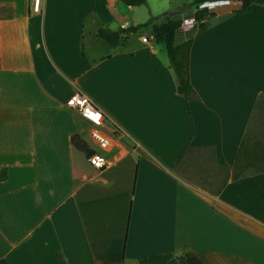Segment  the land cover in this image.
<instances>
[{"label": "crops", "instance_id": "1", "mask_svg": "<svg viewBox=\"0 0 264 264\" xmlns=\"http://www.w3.org/2000/svg\"><path fill=\"white\" fill-rule=\"evenodd\" d=\"M191 1L41 0L32 13L0 0V264H136L184 247L202 264H264V172L234 176L244 132L264 127V6L208 1L198 30ZM163 15L193 21L173 35L190 39L187 100L162 45L141 40ZM148 16L112 46L95 34ZM75 91L115 126L99 169L70 142L89 145Z\"/></svg>", "mask_w": 264, "mask_h": 264}, {"label": "trees", "instance_id": "2", "mask_svg": "<svg viewBox=\"0 0 264 264\" xmlns=\"http://www.w3.org/2000/svg\"><path fill=\"white\" fill-rule=\"evenodd\" d=\"M126 5H139L144 3L145 0H119ZM213 0H192L190 4L194 6L193 20L195 21L198 30L205 27L204 20L212 15L208 11L205 3ZM239 2L236 12L247 11L252 4L264 6V0H234ZM154 17L148 18L139 24L127 26L125 28H118L117 36H111L110 30L106 27H100L96 30L95 34L108 45L112 46L116 43L122 42L126 39L129 32L135 31L148 24ZM179 19H171L169 15H163L157 22L150 26V33L152 34L153 41L162 45L168 63L176 79L175 92L183 97L185 100L193 95V89L188 78V51L190 47V39L183 40L179 43H174L173 35L175 28L179 25ZM122 33V34H120ZM247 131L241 137L236 148L234 157V166L237 172L234 176L240 175L244 168H252L254 171L264 172V135L262 138L251 139ZM72 145L85 153L89 151L85 142L79 137L78 134L70 136ZM6 171L0 168V180L4 179ZM136 264H202L201 260L189 248H182L179 251L163 252L151 254L138 258Z\"/></svg>", "mask_w": 264, "mask_h": 264}, {"label": "built area", "instance_id": "3", "mask_svg": "<svg viewBox=\"0 0 264 264\" xmlns=\"http://www.w3.org/2000/svg\"><path fill=\"white\" fill-rule=\"evenodd\" d=\"M27 8L32 13L40 12L41 0H28ZM192 22L190 19L184 18L180 20L179 25L187 26L192 24ZM125 27L127 25H120V28ZM148 39H153L150 32L141 36L142 41H147ZM67 105L85 120L88 125L89 151L86 153L87 163L93 168H102L106 165L107 159L101 151L107 150L110 146L111 137L115 132L114 124H107L102 111L82 92L75 91L72 93L67 101Z\"/></svg>", "mask_w": 264, "mask_h": 264}, {"label": "rangeland", "instance_id": "4", "mask_svg": "<svg viewBox=\"0 0 264 264\" xmlns=\"http://www.w3.org/2000/svg\"><path fill=\"white\" fill-rule=\"evenodd\" d=\"M264 114V112H263ZM258 125V124H257ZM249 137L251 139H258V138H262L264 135V127H256L253 126L251 129H249Z\"/></svg>", "mask_w": 264, "mask_h": 264}, {"label": "water", "instance_id": "5", "mask_svg": "<svg viewBox=\"0 0 264 264\" xmlns=\"http://www.w3.org/2000/svg\"><path fill=\"white\" fill-rule=\"evenodd\" d=\"M180 10V7L179 6H173V7H171V8H169L168 10H167V12L168 13H173V12H175V11H179ZM110 34H111V36H116L117 35V31H110Z\"/></svg>", "mask_w": 264, "mask_h": 264}]
</instances>
